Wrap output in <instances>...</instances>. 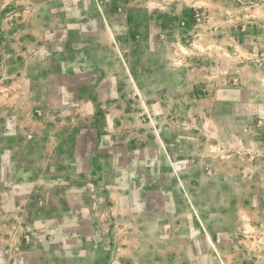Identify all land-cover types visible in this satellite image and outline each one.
<instances>
[{
	"label": "crops",
	"instance_id": "obj_1",
	"mask_svg": "<svg viewBox=\"0 0 264 264\" xmlns=\"http://www.w3.org/2000/svg\"><path fill=\"white\" fill-rule=\"evenodd\" d=\"M180 5L0 0L8 67L7 78L0 79V178L6 182L17 173L15 182H34L28 190L0 189V207L9 213L11 203L20 212L36 210L41 216L33 220V230H49L34 255L22 254L23 264H103L107 245H114L115 254L125 250V259L134 264L139 246L154 243L155 224L145 217L149 190L137 196L130 177L135 165H145L149 179L155 144H148L138 161L132 157L139 151L127 148L117 102L164 99L158 77L170 63L157 64L151 55L163 50L156 42L169 36L165 26L180 19ZM258 16L264 20L263 11ZM242 75L249 84H261L264 63L243 66ZM10 149H29L34 157L11 160ZM24 198L26 203L36 198L35 208H24L19 203ZM123 229L145 232L122 236ZM53 234L64 243L54 242Z\"/></svg>",
	"mask_w": 264,
	"mask_h": 264
},
{
	"label": "rangeland",
	"instance_id": "obj_2",
	"mask_svg": "<svg viewBox=\"0 0 264 264\" xmlns=\"http://www.w3.org/2000/svg\"><path fill=\"white\" fill-rule=\"evenodd\" d=\"M170 1L181 4L180 19L166 24L169 36L156 42L164 48L151 55L157 64L170 63L158 77L164 99L117 102L127 148L139 151L132 157L138 161L155 144L149 179L145 165H135L130 177L137 196L149 190L145 217L155 224L154 243L139 246L134 264H264V80L249 84L242 75L243 66L264 63V20L257 19L264 6L260 0ZM1 34L0 79H6ZM6 156L29 160L34 154L10 149ZM17 176L0 178V189L34 187L15 182ZM25 199L19 202L24 208H35L36 198ZM11 205L10 213L0 207V264H23L22 254L34 255L49 230H33L41 216L36 210ZM52 240L65 241L55 234ZM123 252L107 245L103 264H132Z\"/></svg>",
	"mask_w": 264,
	"mask_h": 264
}]
</instances>
